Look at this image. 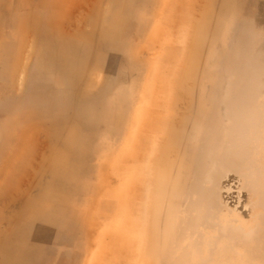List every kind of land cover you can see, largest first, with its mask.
I'll list each match as a JSON object with an SVG mask.
<instances>
[{
	"label": "rangeland",
	"instance_id": "374dc122",
	"mask_svg": "<svg viewBox=\"0 0 264 264\" xmlns=\"http://www.w3.org/2000/svg\"><path fill=\"white\" fill-rule=\"evenodd\" d=\"M0 264H264V0H0Z\"/></svg>",
	"mask_w": 264,
	"mask_h": 264
}]
</instances>
